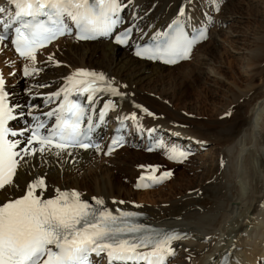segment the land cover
Segmentation results:
<instances>
[{"label":"bare ground","instance_id":"1","mask_svg":"<svg viewBox=\"0 0 264 264\" xmlns=\"http://www.w3.org/2000/svg\"><path fill=\"white\" fill-rule=\"evenodd\" d=\"M205 1L192 0L188 13L198 19L203 18L201 25L210 26L208 41L197 48L189 62L175 67L135 58L134 44L119 48L111 41L79 43L70 37L60 40L37 56L36 60L43 64L41 71L29 79L27 96L22 95L21 82L17 81L16 74H8L3 58L12 59L17 66L32 67V62L18 60L7 42L0 45V70L6 82L10 105L38 104V111L41 112L48 110L44 104L46 95L43 99H33L34 96L54 93L63 86L65 78L76 70L102 72L125 93L123 98H116L118 107L113 117L122 118L136 113L148 127L159 128L160 133L164 131L167 134L164 139L172 140L183 133L190 138L194 136L192 139H197L195 143L198 144L202 140L206 143L209 141L218 151L207 168L196 175V168H187L182 175L185 183L176 176L167 180L170 184L174 182L171 191L174 196L169 201L163 198L167 192L157 199H141L137 190L127 192L123 188L134 181L136 189V180L141 174L153 165L158 166L152 163L154 158L148 160L150 163L145 158L147 155L154 157L160 151L146 155L144 141L134 139L135 146L122 148L108 158L104 154L105 148L100 153L94 149L75 150L74 162H69L72 158L67 156L59 162L56 157H49L48 163L38 157L33 158L29 167L18 170V175L21 186L33 176L43 177L48 186L45 197L54 196L56 189L75 190L84 200L102 198L110 209L118 207L139 213L145 217L146 223L181 233L185 238L172 245L176 249L174 256L178 254L180 257L170 264H207L208 261V264H220L225 257L229 259V264H251L264 255V37H261L264 35V12L251 11L252 14H263L262 21H259L262 24L252 30L255 38L250 48L254 45L252 50L248 48L245 62L246 67L254 70V75H260L259 82H250L247 87L235 85L226 101L225 110H216L209 121H204L203 117L200 120L187 119L173 107L165 105L168 101L174 103L181 100L185 95L191 100L196 86L204 84L207 67L214 61L213 51L217 52V49L214 50V36L222 33L226 16L220 11L217 16L208 13L204 18L202 10L208 7ZM209 2L212 6L223 3L221 0L218 5L213 0ZM181 4L182 0H126L125 21L127 26L134 27V43L144 38L150 39L165 27L177 17ZM3 5L7 8V0H0V7ZM213 18L219 24L213 22ZM256 38L259 40H254ZM50 54L54 56L51 62L48 61ZM56 61H59V66ZM165 78L168 80L165 81ZM179 79L184 81L177 82ZM38 84L49 86L37 88ZM108 98L105 96L100 106ZM147 112L155 115L149 116ZM22 119L29 120L28 117ZM177 124H188L190 129L177 127ZM17 127L21 128L19 124ZM260 127L261 132L257 131ZM251 145L252 148L249 147ZM139 146L143 150L137 152L134 148ZM124 151L125 157L122 156ZM29 171L31 174H27ZM245 175L250 178L249 186L243 183ZM15 191L19 195L21 188ZM228 221L232 224H227ZM221 240L225 241L220 243Z\"/></svg>","mask_w":264,"mask_h":264},{"label":"snow or ice","instance_id":"2","mask_svg":"<svg viewBox=\"0 0 264 264\" xmlns=\"http://www.w3.org/2000/svg\"><path fill=\"white\" fill-rule=\"evenodd\" d=\"M219 2L213 0L214 4ZM7 4L11 7H0V45L9 42L22 59L32 62L31 69H23L27 77L41 71L35 67L38 51L60 37L73 35V26L77 41L112 37L122 23L120 14L126 0H7ZM191 4L192 0H182L168 30L153 35L148 46L137 45L136 56L165 64L188 59L194 45L207 38L203 28L191 35L185 30L181 18L186 17ZM132 32L129 27L115 34V43L127 45ZM53 60L54 56L48 55V61ZM56 64L59 66V61ZM5 84L0 74V264H95L101 257H106L108 264H167L176 252L173 242L185 236L147 225L139 213L110 209L102 198L84 200L75 190L56 189L54 196L45 197L48 186L43 177L33 176L21 186L18 175L33 158L48 163L49 157L59 162L67 156L74 162L77 149L103 151L92 133L117 109L116 98L125 93L104 73L79 69L54 93L33 97L43 99L46 95L48 110L41 112L38 104L10 105ZM105 96L109 98L97 112L96 105ZM53 104L56 106L51 107ZM25 117L29 123L23 128L10 127L11 121ZM118 119L121 124L135 121L141 130L136 113ZM154 132L148 129L149 135ZM123 143L122 135L114 136L104 154H111ZM158 146L168 152V159L178 163L190 154L183 148ZM149 171L156 173L158 169ZM170 176L171 172L141 176L145 183H138L137 188L153 186ZM17 188H21L19 195ZM221 264H229L228 258Z\"/></svg>","mask_w":264,"mask_h":264},{"label":"rangeland","instance_id":"3","mask_svg":"<svg viewBox=\"0 0 264 264\" xmlns=\"http://www.w3.org/2000/svg\"><path fill=\"white\" fill-rule=\"evenodd\" d=\"M221 1H223L221 6L215 5V6H212V8H215L217 11H219L221 8L220 11H223L222 13L225 14L226 21L224 22L221 28L222 33L219 34L220 36L219 35L214 36V40H216L214 44L215 45L214 50L217 49V52L216 50L213 51L215 52V55H213L214 61H212L211 62L212 64L209 67H207L204 84L200 83L199 85L196 86L194 97L191 100H189L187 95H185V96H182L181 100H178L174 103H172L171 101H168L165 104L169 108L173 107L174 110H176L177 112H180V114H182L183 116H186L187 119L193 118V120L194 119L200 120V118L203 117L204 121L212 120V115L215 114L216 110L219 109L221 112L222 109L225 108L227 104L226 101H228L231 89L235 85L238 84L239 86L242 85L244 87H247L251 84L250 82L252 83L253 81L259 82L260 80V75L258 74L254 75V70L250 68V66L246 67L245 62L247 60L248 48H250V45L253 42L252 40L253 38H255L253 31L257 29L258 25L262 24L259 21H262L263 14H255V13L252 14L251 11L260 10V12L263 13L264 12V0H221ZM236 12L237 13L239 12V13L237 14ZM213 22L219 24V21L217 19L215 20V18H213ZM261 37H264V35L262 34ZM254 40L258 41L259 38H256ZM253 45L249 50L253 49ZM0 48H2V46H0ZM3 61L5 62L4 64L5 67L8 69V74L9 75L13 74V76L14 74H16L18 78L17 81L21 82L20 83L21 88L20 87L19 88L22 91V95L27 96L28 94L26 90L30 82L29 79L33 76L31 75L29 78L24 79L23 69L25 66H23L22 64H18L17 66L16 65L17 63L15 64L12 63L13 60L12 59L10 60V58L4 57ZM42 64H43L42 61L36 60L35 67L38 68L39 66V69H41ZM29 68L31 69V67ZM166 80H168V78H165V81ZM181 81H184V79H179L177 82H181ZM218 91H220V93L215 94ZM177 125H178L177 127H184V128L190 129V126L188 124H184V125L177 124ZM261 127H263V125ZM261 127L258 128L259 130L257 129V131L262 130ZM161 133L165 134L164 131H162ZM187 136L188 135L179 133L177 136H174L173 139L181 142V138H186ZM192 138H194V136H192ZM167 141L172 142L171 140H167ZM207 143H208V146H205L203 148H201V146L194 147L196 145H199L198 143H195V142L191 143V146H190L191 149L189 150L195 152V154L191 153L192 155L191 158H194V160H191V158L189 157L190 159L188 158V160L184 162L182 165L171 164L167 162L165 158L162 157V155L160 154H157L154 157H152L150 155H147V153L145 152L146 155L148 156L147 158H145L146 161L152 160L154 158L152 160L153 161L152 163L155 165H159L162 171L164 170L165 172H171L172 176L164 180L165 183L159 184V186L155 187L154 189L150 191H137V192H140L139 197L141 199H154L156 197L157 199L159 196L167 192L165 195H163L164 196L163 198H165V201H169L168 199H171L172 195L174 196V194L171 192L174 182L172 184H170L171 182H168L171 178L176 176V179L178 178L180 182L185 183L186 179L183 178L182 175H183V172H186L187 168H190V169L192 167L196 168L197 171H194L196 175L197 173H201L203 169L207 168L210 165L211 158L215 155L218 149L213 144H211L209 141H207ZM167 146L171 147L169 145ZM249 147L252 148L253 146L251 145ZM135 150L137 152H140L138 148ZM125 155H126V152L124 151L122 153V156L125 157ZM147 163H150V161H148ZM255 169L257 170V163L255 164ZM249 180L250 178L246 177L245 175L243 183L246 186H249ZM134 186H135V182L133 181V183L130 184L129 187L127 186L125 187L126 189L123 188V190L127 192L129 191L135 192ZM147 193L149 195H145ZM228 222L227 224L229 225L230 223L232 224L231 221H228ZM222 230L223 229H221L220 231ZM224 241L225 240H221L220 243H223ZM263 258H264V255H262V260H261L262 264H264ZM258 260L251 264H257ZM208 263L209 261L207 262V264Z\"/></svg>","mask_w":264,"mask_h":264}]
</instances>
